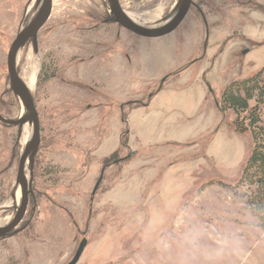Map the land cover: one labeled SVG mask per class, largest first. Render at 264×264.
<instances>
[{"label":"rangeland","instance_id":"obj_1","mask_svg":"<svg viewBox=\"0 0 264 264\" xmlns=\"http://www.w3.org/2000/svg\"><path fill=\"white\" fill-rule=\"evenodd\" d=\"M119 2L151 28L179 0ZM192 2L172 33L145 38L119 27L107 0H52L37 49L29 41L16 63L25 83L33 76L40 144L27 211L20 231L0 239V264H67L81 241L77 264H264L253 187L239 182L251 137L218 111L231 82L264 68V0ZM35 10V0H0L7 118L23 108L6 55ZM23 136L0 124V221L20 203Z\"/></svg>","mask_w":264,"mask_h":264},{"label":"water","instance_id":"obj_2","mask_svg":"<svg viewBox=\"0 0 264 264\" xmlns=\"http://www.w3.org/2000/svg\"><path fill=\"white\" fill-rule=\"evenodd\" d=\"M107 2L109 4L114 22H116L126 30L145 38H159L172 33L182 22L189 10L190 5L192 4V0H179L175 8L177 9L176 13L174 15L172 14V17L170 16L160 24H163L167 22L168 19L172 18L168 23L159 28H146L130 20V18H128L124 11L121 9L118 0H107ZM35 6L36 10L34 15L29 20V22L18 31L16 37L10 44L6 55V68L9 78V88L23 105L24 109V114L21 115L14 124L23 126L26 123H29L32 126V132L30 135V139L25 145L19 158L16 186H19L21 190L20 203L17 206L16 214L12 221L8 225H0V238L6 237L13 229L18 227L25 215L28 203V194L30 193V191H28V187L31 183L30 179L27 180L25 171L27 166H32L34 157L38 151V147L40 144L38 113L35 108L32 95L24 81L20 78L16 68V56L18 54V51L23 46H25L26 43L30 41L33 48L36 50L37 34L50 17L52 11V0H35ZM0 121L4 123L6 122L2 118H0ZM101 180L102 175L98 178L94 185L92 196L96 193ZM84 247L85 241H81L76 251L74 252L72 259L67 264H77L83 253Z\"/></svg>","mask_w":264,"mask_h":264},{"label":"trees","instance_id":"obj_3","mask_svg":"<svg viewBox=\"0 0 264 264\" xmlns=\"http://www.w3.org/2000/svg\"><path fill=\"white\" fill-rule=\"evenodd\" d=\"M264 68L242 80L231 82L220 97L219 112L233 114L230 127L238 135L249 134L251 149L239 180L248 181L253 191L249 205L260 229L264 230Z\"/></svg>","mask_w":264,"mask_h":264},{"label":"flooded vegetation","instance_id":"obj_4","mask_svg":"<svg viewBox=\"0 0 264 264\" xmlns=\"http://www.w3.org/2000/svg\"><path fill=\"white\" fill-rule=\"evenodd\" d=\"M119 1V0H118ZM119 4H120V2H119ZM192 6L194 5V3L192 2V4H191ZM120 7H121V5H120ZM121 9H122V7H121ZM108 10H109V14H111V10H110V8H108ZM123 10V9H122ZM124 11V10H123ZM124 13H125V11H124ZM111 16V15H110ZM116 23V22H115ZM117 24V23H116ZM117 25H119V24H117ZM119 27H121L120 25H119ZM121 28H123V27H121ZM124 30H126L125 28H123ZM128 31V30H127ZM130 32V31H129ZM38 35V34H37ZM31 43V42H30ZM36 49H37V40H36ZM25 83V82H24ZM26 84V83H25ZM33 98V97H32ZM33 102H34V100H33ZM34 105H35V103H34ZM218 111H219V105H218ZM21 116V115H20ZM20 116L19 117H17V118H7V117H5L3 114H2V112L0 111V118H2V119H4L6 122L4 123V122H2V121H0V124H2V125H4V126H7V127H13V128H16V129H18L19 131H22V127L23 126H25L26 124H29V123H26L25 125H23V126H19V125H17V124H14L19 118H20ZM30 125V124H29ZM31 129H32V127H31ZM40 132V131H39ZM25 147V146H24ZM24 149V148H23ZM22 153V152H21ZM21 155V154H20ZM20 158V157H19ZM18 167H19V160H18V165H17V171H16V177H17V172H18ZM32 167H33V164H32V166H27V168H26V170L28 169L29 170V179L31 178V169H32ZM25 174H26V171H25ZM27 176V175H26ZM101 176V175H100ZM16 177H15V186H16ZM28 179V177H27V180H29ZM30 185H31V183H30ZM16 187H19V186H16ZM20 188V187H19ZM31 187L29 186L28 187V191H30V193L28 194V197H29V195L31 194ZM21 191V190H20ZM93 191V190H92ZM28 204H29V201H28V203H27V208H28ZM27 208H26V211H27ZM16 209H17V206H16ZM16 209H15V213H14V215L11 217V219H9V221H7L5 224H2L1 226H5V225H8L11 221H12V219L14 218V216H15V214H16ZM25 214H26V212H25ZM24 218V217H23ZM23 220V219H22ZM22 222V221H21ZM20 222V223H21ZM20 225V224H19ZM19 225H18V227H16L15 229H13L6 237H4V238H7V237H10V236H12V235H14L15 233H17L16 231H20V228H19ZM4 238H0V239H4Z\"/></svg>","mask_w":264,"mask_h":264},{"label":"bare ground","instance_id":"obj_5","mask_svg":"<svg viewBox=\"0 0 264 264\" xmlns=\"http://www.w3.org/2000/svg\"><path fill=\"white\" fill-rule=\"evenodd\" d=\"M176 11H177V9H175V11H174L172 14L174 15V14L176 13ZM159 12H160V10L158 9L157 13H159ZM125 14H126V16H127L128 18H130V20H132L133 22H135L127 12H125ZM173 15H172V16H173ZM172 16H171V17H172ZM171 19H172V18L168 19L167 22H165V23H163V24H160V25H158V26L155 25L154 27H155V28H159V27L165 25L166 23H168ZM135 23H136V24H139V23H137V22H135ZM20 50H21V49H20ZM20 50L18 51V54H17V56H16V63H17V60H18V55H19ZM32 79H33V76L31 75V76L29 77L28 82L26 83V86L28 87L29 91H30V88H31ZM21 107L23 108V105H22V104H21ZM23 114H24V109H23L21 115H23ZM27 129H29V128H26L25 126L22 127V130H23V133H24V136L22 137V138H23V140H22V147H24V146L27 144V142L29 141V139H30V135H31V134H30V130H27ZM17 196H18V195H17ZM6 222H7V220H5V221H0V225L5 224Z\"/></svg>","mask_w":264,"mask_h":264}]
</instances>
